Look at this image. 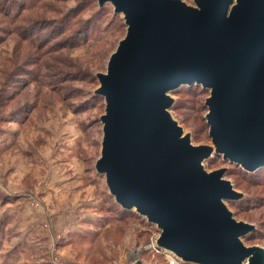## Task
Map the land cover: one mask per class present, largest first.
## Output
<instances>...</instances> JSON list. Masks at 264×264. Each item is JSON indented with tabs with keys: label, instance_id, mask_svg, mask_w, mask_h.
Segmentation results:
<instances>
[{
	"label": "water",
	"instance_id": "water-1",
	"mask_svg": "<svg viewBox=\"0 0 264 264\" xmlns=\"http://www.w3.org/2000/svg\"><path fill=\"white\" fill-rule=\"evenodd\" d=\"M121 13L125 33L97 72L104 99L95 170L124 209H134L167 249L196 264H264L242 240L254 225L225 200L242 197L208 171L213 153L246 171L264 167V0H96ZM208 89L211 144H193L171 115L170 92Z\"/></svg>",
	"mask_w": 264,
	"mask_h": 264
},
{
	"label": "rangeland",
	"instance_id": "rangeland-1",
	"mask_svg": "<svg viewBox=\"0 0 264 264\" xmlns=\"http://www.w3.org/2000/svg\"><path fill=\"white\" fill-rule=\"evenodd\" d=\"M125 28L110 2L99 7L96 0H0V157L11 150L28 171L25 185L35 188L33 178L39 181L40 197L24 199L27 221L8 216L7 203L0 206L2 223L11 218L16 228H33L16 246L17 230L4 228L0 264H196L157 250L156 224L116 204L94 168L104 110L103 97L94 92L96 73L106 70ZM189 86L170 92V113L193 144H211L208 89ZM202 164L208 171L226 167L224 177L242 197L225 204L236 219L254 225L242 236L244 243L264 248V167L248 174L215 153ZM13 180L17 177L11 180L17 187ZM2 182L0 188L7 187ZM60 191L67 197L62 203L56 198ZM47 204L65 206L60 230H72L63 236L58 231L54 243L44 235L51 229Z\"/></svg>",
	"mask_w": 264,
	"mask_h": 264
},
{
	"label": "crops",
	"instance_id": "crops-1",
	"mask_svg": "<svg viewBox=\"0 0 264 264\" xmlns=\"http://www.w3.org/2000/svg\"><path fill=\"white\" fill-rule=\"evenodd\" d=\"M21 167H24V165H21L19 162H16V160L13 158V155L11 154V150H9L7 153L5 152V154L0 157V171L2 169L7 170V174L5 175H0V179L3 184L5 183L7 185V187L3 186L0 188V206L2 207L3 204L7 203L8 205H10V207H7L8 209L5 210V213L8 216H14V218L16 219L17 217L23 215L22 218H24V221H27L29 219L28 216V206L24 204V199L27 198L28 196H34V197H39L38 196V183L39 181L37 180L36 177L33 178L32 184L35 186V188L30 187V185H25V183H27V173L28 171H24L26 169H21ZM15 177H17V180H13L14 182H16L17 187L13 186L11 184V180L14 179ZM49 191V188H46ZM50 194H53L49 191ZM58 197V198H57ZM30 198V197H29ZM40 198V197H39ZM45 198L46 200L49 202L48 204H52V201L49 199V195L48 192L47 194H45ZM56 198L57 200H59L61 203L63 202V200H66V193L65 191L63 192H59L58 196L56 193ZM7 200V202H5ZM23 202V203H22ZM45 206V209L48 210V216L50 217V221H49V226H51V229H46L44 231V235L45 237L50 240L49 238H52L51 241L56 242L57 239L55 238L56 233H59L58 231H60V235L63 236L69 232H71L72 230L70 228H67L65 230H60L63 229L62 228V217H64V210L63 208H65V206H62L60 208L57 207V209H55L54 206H50L48 205ZM4 206V205H3ZM60 206V204H59ZM63 207V208H62ZM63 211V212H62ZM5 214V215H6ZM1 215V214H0ZM3 217V215L1 216V218ZM1 218H0V247L1 245H3V241L1 240L3 238V235L1 234L2 231L6 232L4 230V228L8 231L13 232L14 230L16 234H15V239H14V243L16 246L19 243H22L23 240L25 241V238H23L25 235L24 233L29 230H33V228L30 227H26L24 229L21 228H16V226L13 224V219L9 218L10 220H8L7 223H2L1 222ZM61 218V219H60ZM4 219V218H3ZM10 221V222H9ZM61 221V224H59V222ZM48 225V224H47ZM21 229V230H19ZM19 230V231H18ZM21 232V233H20ZM2 235V236H1ZM24 235V236H23ZM43 237V235H42ZM47 241V240H46ZM43 242H45V239H43ZM51 262V261H50ZM49 263V262H48ZM49 264H55L53 262L49 263Z\"/></svg>",
	"mask_w": 264,
	"mask_h": 264
},
{
	"label": "trees",
	"instance_id": "trees-1",
	"mask_svg": "<svg viewBox=\"0 0 264 264\" xmlns=\"http://www.w3.org/2000/svg\"><path fill=\"white\" fill-rule=\"evenodd\" d=\"M98 6H99V5H98ZM99 7H101V6H99ZM193 86H196V85L193 84ZM193 86H189V87H193ZM236 166L238 167V166H240V165H237V164H236ZM240 167H241V166H240ZM239 169H241L243 172H247L248 174H250L248 171L244 170L242 167L239 168ZM259 169H262V168H259ZM259 169H257V170H259Z\"/></svg>",
	"mask_w": 264,
	"mask_h": 264
},
{
	"label": "built area",
	"instance_id": "built-area-1",
	"mask_svg": "<svg viewBox=\"0 0 264 264\" xmlns=\"http://www.w3.org/2000/svg\"><path fill=\"white\" fill-rule=\"evenodd\" d=\"M153 246L155 247V243L153 244ZM156 248V247H155ZM158 250V249H157Z\"/></svg>",
	"mask_w": 264,
	"mask_h": 264
}]
</instances>
